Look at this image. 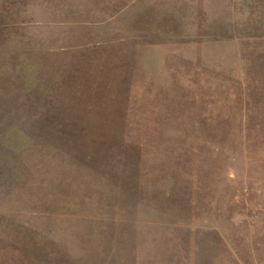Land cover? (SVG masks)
Listing matches in <instances>:
<instances>
[{
  "label": "rangeland",
  "instance_id": "374dc122",
  "mask_svg": "<svg viewBox=\"0 0 264 264\" xmlns=\"http://www.w3.org/2000/svg\"><path fill=\"white\" fill-rule=\"evenodd\" d=\"M0 264H264V0H0Z\"/></svg>",
  "mask_w": 264,
  "mask_h": 264
}]
</instances>
